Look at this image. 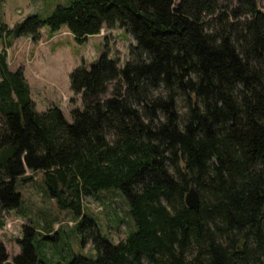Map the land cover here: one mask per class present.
<instances>
[{"label": "trees", "instance_id": "1", "mask_svg": "<svg viewBox=\"0 0 264 264\" xmlns=\"http://www.w3.org/2000/svg\"><path fill=\"white\" fill-rule=\"evenodd\" d=\"M0 0V228L20 211L17 183L42 173L43 194L77 219L81 243L68 264H264V10L259 0H69L13 26ZM133 37L121 63L105 52L70 73L83 108L69 122L39 111L24 68L8 49L67 28L79 43L102 29ZM191 185L199 210L187 206ZM118 189L135 229L103 236L84 199ZM75 221V220H74ZM48 227V226H47ZM39 235V237H38ZM24 224L22 251L0 264L39 258L46 236Z\"/></svg>", "mask_w": 264, "mask_h": 264}, {"label": "rangeland", "instance_id": "2", "mask_svg": "<svg viewBox=\"0 0 264 264\" xmlns=\"http://www.w3.org/2000/svg\"><path fill=\"white\" fill-rule=\"evenodd\" d=\"M68 1L4 0L2 17L6 23L13 26L30 14L46 17L58 3ZM259 3L264 10V0H259ZM41 34L39 41H34L32 37H20L15 40L13 46L8 49L10 67L13 70L19 67L24 70L27 68L35 80L39 78L37 72L45 74V84L39 79L33 80L32 84L37 109L44 111L50 107H59L66 119L72 122V110L76 107L83 108L81 94L77 95L71 90L72 70L82 64L91 68L105 52L109 53L111 58L118 56L121 63H124L133 39L128 31L119 25L113 29L104 28L100 33L104 36H90L84 43H79L66 28L52 35L47 28H43ZM26 176L33 177L23 183H17V190L21 192L23 200L20 211H10L6 226L0 228V239L6 245L10 257L21 253L19 240L23 237V226L33 221L38 230L50 234L36 242L42 261L68 264L77 254L96 258L97 251L92 242L86 246L82 245L76 226L78 221L73 218L71 211L61 209L53 199L43 194L42 173L29 171ZM31 195L34 200H31ZM84 207L87 212L96 216L103 236L110 241L118 242L136 228L128 212V201L118 189L103 190L98 195L86 197ZM52 229L57 231L52 232Z\"/></svg>", "mask_w": 264, "mask_h": 264}, {"label": "crops", "instance_id": "3", "mask_svg": "<svg viewBox=\"0 0 264 264\" xmlns=\"http://www.w3.org/2000/svg\"><path fill=\"white\" fill-rule=\"evenodd\" d=\"M65 28V27H64ZM63 29V28H62ZM67 29V28H66ZM71 33V32H70ZM71 35L74 37V35L71 33ZM92 36H97V37H102V36H104V35H101V34H96V35H92ZM90 37V36H89ZM132 37V36H131ZM132 39H133V37H132ZM134 43V39H133V42L131 41V43H130V45L131 44H133ZM36 60V56H34L33 57V61H35ZM19 66H21V65H19ZM24 72L26 73V76H27V79H28V81H29V83H30V85H31V91H32V97H33V91H34V88H33V80H35V78L34 77H32V76H30V74H29V72H28V70H27V68H25V70H24ZM37 74H38V76H39V78H36V80H40L41 81V83H43V84H45V82H47V78H46V75L44 74H42L41 72H37ZM35 80V81H36ZM39 83V82H38ZM33 99H34V97H33ZM35 100V99H34ZM36 101V100H35ZM36 104H37V101H36ZM29 171L30 170H28L27 171V174L29 173ZM34 197H36V194H34ZM31 200H34V199H32V195H31ZM13 211H17V210H13ZM10 215V213L8 212V213H6V218L8 217ZM24 216H26V214H23ZM27 218V217H26ZM31 223H29V224H31V225H35V222H33V221H30ZM6 226V225H5ZM4 226V227H5ZM3 227V228H4ZM55 231H57V230H54V229H52V232H55Z\"/></svg>", "mask_w": 264, "mask_h": 264}, {"label": "water", "instance_id": "4", "mask_svg": "<svg viewBox=\"0 0 264 264\" xmlns=\"http://www.w3.org/2000/svg\"><path fill=\"white\" fill-rule=\"evenodd\" d=\"M185 201L188 207L195 210H199L201 199H200L199 191L196 189L194 185L190 186L186 194Z\"/></svg>", "mask_w": 264, "mask_h": 264}]
</instances>
